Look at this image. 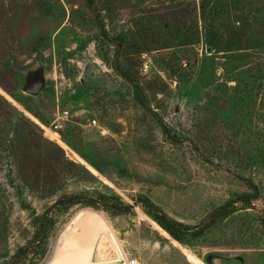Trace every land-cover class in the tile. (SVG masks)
Segmentation results:
<instances>
[{
  "label": "rangeland",
  "instance_id": "374dc122",
  "mask_svg": "<svg viewBox=\"0 0 264 264\" xmlns=\"http://www.w3.org/2000/svg\"><path fill=\"white\" fill-rule=\"evenodd\" d=\"M223 1L216 43L215 0H0V264H47L84 209L140 264H264V0ZM96 20L125 37L119 59ZM68 196L131 211L55 206ZM142 198L193 235L172 239Z\"/></svg>",
  "mask_w": 264,
  "mask_h": 264
},
{
  "label": "water",
  "instance_id": "95a60500",
  "mask_svg": "<svg viewBox=\"0 0 264 264\" xmlns=\"http://www.w3.org/2000/svg\"><path fill=\"white\" fill-rule=\"evenodd\" d=\"M44 84L43 70L38 69L26 77L23 90L36 95ZM119 253L108 235L104 216L98 211L84 209L61 233L47 264H124Z\"/></svg>",
  "mask_w": 264,
  "mask_h": 264
},
{
  "label": "trees",
  "instance_id": "16d2710c",
  "mask_svg": "<svg viewBox=\"0 0 264 264\" xmlns=\"http://www.w3.org/2000/svg\"><path fill=\"white\" fill-rule=\"evenodd\" d=\"M86 3L91 8L95 4V0H86ZM232 4H229L231 7ZM228 4L225 5V1L223 0H215L213 5L204 4L205 9L208 10V13L205 14L206 16V34L207 38L210 40H215L216 43L219 42V37L217 34L216 25L220 20V14L226 13L229 9ZM264 8V4H263ZM256 9V8H255ZM254 13V12H251ZM255 13H257L255 11ZM97 21V20H96ZM98 27V32L100 37L103 41L109 42L113 44L117 51L115 52V58L119 59L121 54L118 53V48L123 47V43L125 42V37L123 35H119L116 37H110L105 30V27L99 21L96 22ZM228 51V50H227ZM117 64L114 67L116 72L123 78L125 81L130 83L129 85L132 87L131 94L134 100L143 108L148 109V105L146 102V97L139 87L137 83H135L128 75V72L122 68V66L116 61ZM153 115H156L152 112ZM164 134L169 135V132L166 130L164 124L160 125ZM57 141V140H56ZM241 203L243 206L249 205V198L246 196L245 198H241ZM101 200V201H100ZM141 202L143 203V208L146 213L151 217V219L160 227L162 228L172 239L176 240L177 242H184L187 236H191L188 228L180 225L179 223L174 222L173 220L169 219L165 214H163L158 207L152 204L148 199L142 198ZM234 203V202H232ZM83 206V207H91L93 209H99L100 207L103 208L104 211L110 212L111 214L120 215L126 214L127 212L131 211V207L127 204L120 202L117 198H101L97 200H89V198L81 197V196H68L62 199H59L55 206H62L64 209H69L72 206ZM229 204H227L228 206ZM224 213V212H223ZM40 233L43 234L44 237V228H40Z\"/></svg>",
  "mask_w": 264,
  "mask_h": 264
},
{
  "label": "built area",
  "instance_id": "2783aa9c",
  "mask_svg": "<svg viewBox=\"0 0 264 264\" xmlns=\"http://www.w3.org/2000/svg\"><path fill=\"white\" fill-rule=\"evenodd\" d=\"M68 111H61L56 114L55 120L51 126H49L47 129L45 128V134L47 135H52V134H57L56 130L60 129L62 127V121H65L68 117ZM87 126H95L96 125V120L95 119H87L86 121ZM124 264H140L138 260L132 256L126 257L125 255V260Z\"/></svg>",
  "mask_w": 264,
  "mask_h": 264
},
{
  "label": "bare ground",
  "instance_id": "6f19581e",
  "mask_svg": "<svg viewBox=\"0 0 264 264\" xmlns=\"http://www.w3.org/2000/svg\"><path fill=\"white\" fill-rule=\"evenodd\" d=\"M52 138L56 139L57 136H56L55 134H53ZM56 140H58V139H56ZM58 141H59V140H58ZM107 228H108V235H109V237H110L111 240L114 241V243H115L114 237H113V235H112V231H111V229L108 227V225H107ZM115 245L117 246L116 243H115ZM117 248H118V251L120 252L119 254L121 255V258H123V259L125 260L124 253L121 251V249H120L119 246H117Z\"/></svg>",
  "mask_w": 264,
  "mask_h": 264
}]
</instances>
